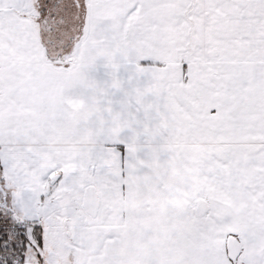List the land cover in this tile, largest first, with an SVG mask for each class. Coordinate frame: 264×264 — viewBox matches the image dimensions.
I'll use <instances>...</instances> for the list:
<instances>
[{"label": "snow or ice", "instance_id": "6c2138e0", "mask_svg": "<svg viewBox=\"0 0 264 264\" xmlns=\"http://www.w3.org/2000/svg\"><path fill=\"white\" fill-rule=\"evenodd\" d=\"M0 264H264V0H0Z\"/></svg>", "mask_w": 264, "mask_h": 264}]
</instances>
